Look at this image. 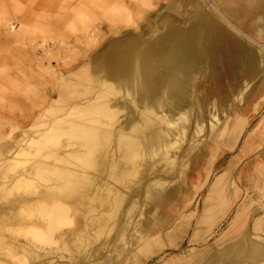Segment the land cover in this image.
I'll list each match as a JSON object with an SVG mask.
<instances>
[{
    "label": "rangeland",
    "instance_id": "rangeland-1",
    "mask_svg": "<svg viewBox=\"0 0 264 264\" xmlns=\"http://www.w3.org/2000/svg\"><path fill=\"white\" fill-rule=\"evenodd\" d=\"M162 5L161 0H0V181L10 179L13 182V177L19 171L32 169L31 166L34 167L35 162L45 161L42 160L44 152L36 151L39 145L46 142L45 134L49 128L52 129L49 135L56 134L59 139H65V136L59 134L60 123L61 126L74 125L78 122H88L96 116V113L88 114L87 108L83 109V105H87L92 99H100L103 103L110 101L114 105L119 103L118 117L120 116L121 120L133 117L130 121L134 122V119L138 121L144 118L151 124L148 133L140 134L147 137L146 139L135 137L138 133L129 131L134 134V141L138 140L147 153L141 155L140 150L139 155L133 157L137 165L135 169L128 170L126 182L122 176L121 180L112 177L107 165L100 168L95 175V186L91 188L93 190H90L84 204L85 207L90 206L89 198L93 199L90 218L96 215L104 218L103 233L94 237V232L100 227L98 221L92 222L90 231L93 236L88 245L79 244L83 249L77 248L74 242L75 235L83 230L85 224L82 214L87 212L82 209L83 206L65 200L71 220L54 230L56 242L50 237L39 240L31 233L3 230L8 225L7 217L16 212L13 210L15 205H11L10 201L18 193L29 194L35 188L9 187L10 196H13L10 197L9 192L2 187V263L206 264L213 257V264L219 261V264H264V255L256 263L251 261V256L257 250L256 246L264 250V221L258 222L264 220V147L259 148L257 156L253 155L245 160L247 163L243 162V169L242 165H237L236 172L232 170L236 179L229 182L232 186L231 192L225 193V185L220 187L222 179L215 181L209 190L207 199L217 202L218 209H223V215L230 210L233 203V196L230 194H235L239 184L242 194L232 213L214 230L203 246L183 247L174 251L166 250L152 257L144 256L156 253L161 246L160 240L147 237L151 234V229L145 233L153 222H157L156 217H153L157 215L163 218L169 209L173 212L185 210L187 206L184 200L186 205L191 203L189 212L200 209L204 191L196 194L195 188H203L209 175L211 182L222 171L230 173V162L238 152H225V147L235 148L242 136L244 141L237 156L241 160L258 149V141L261 143L262 139L256 136L264 134V131L253 132L258 126L257 123L264 120V115H257L246 131L248 116L240 115L229 129L227 142L221 146L225 138V124L237 116L227 112L230 110L225 108L230 100L208 98V84L199 81L203 77L181 75V80L175 88L172 82L163 76H167L174 65L169 63L171 56L167 54L173 50L175 56L171 60L181 63L186 52L180 45L184 43L183 38L178 39L177 34L169 29L162 33L160 22L157 21ZM112 6H121L124 12L121 15H111L113 13H110L109 9ZM6 21L13 23L15 31L5 26ZM129 39L134 43L124 45L123 42H129ZM177 46L181 49L177 50ZM127 47L136 49L147 59V82L138 74L144 72L142 67L137 71L136 66L123 61L121 55ZM97 69L98 77L93 74ZM105 72L112 74L114 79L120 77L118 83L122 89L117 84L110 89L102 81L99 83V77ZM122 74H125L124 78ZM182 78L185 82H182ZM124 84H128L127 87ZM55 105V109L49 110ZM55 119L67 120L60 123L57 121L56 124ZM67 122L70 123L66 124ZM174 130L179 132L178 136L173 135ZM30 137L35 140L30 141ZM50 143L52 147H57L64 153H72L78 148L77 145L63 147L61 140L58 144L54 141ZM19 152L23 153L18 154ZM213 158H217L216 162ZM191 160L193 164L198 160L203 162L198 173L201 171L204 176L207 171L205 167H209L205 179L197 177L194 165L190 168ZM8 161L17 162L18 166H10L14 168L13 170L9 167L12 169L10 170L5 167ZM65 165L80 171L78 166L57 161V167ZM5 172L8 174L6 177ZM38 183L40 190L44 191L47 183L43 180ZM1 186L2 181L0 188ZM101 194L102 197L106 194L111 196L110 206L100 205L98 198ZM32 199L33 196L28 202ZM218 209L209 208L211 212H206L207 216L209 217L212 211L215 214ZM75 212L78 213L76 217ZM27 213L29 212L23 213L22 216L27 217ZM233 229L238 230L236 233L242 230L244 232H241L240 239L232 244V254L230 248L225 250L224 246L227 247L235 240L227 239L231 237ZM61 233L63 237H59ZM17 240L24 244L36 245L38 252L36 253V248L34 253H24L25 251L16 248L20 251L17 254L14 250V256L19 255V258L15 256V260L12 256L11 259H6L11 256L8 247L17 244ZM7 248L8 252L5 251ZM221 248H224L225 252L220 254Z\"/></svg>",
    "mask_w": 264,
    "mask_h": 264
},
{
    "label": "crops",
    "instance_id": "crops-1",
    "mask_svg": "<svg viewBox=\"0 0 264 264\" xmlns=\"http://www.w3.org/2000/svg\"><path fill=\"white\" fill-rule=\"evenodd\" d=\"M161 2L163 5L160 8V18H157V21L160 22L162 33L169 29L177 34L178 39L183 38L184 45H180L186 52L182 56L181 63L171 60L175 56L173 50L167 54L171 56L168 59L169 63L174 65L168 75L163 76L168 78L175 88L181 80V75L183 77L186 74L203 77L199 81L208 84V88H206L209 92L208 98L230 100V103L227 101L228 105L225 108L230 110L227 112L237 116L231 122L226 123L223 128V135H225L224 141L221 143L223 146L229 137V129L232 128L233 122L238 116H248L246 131L250 122L257 115H264V0H161ZM176 49L180 50L181 48L177 46ZM179 55L181 56V54ZM182 82H185L184 79ZM257 125L253 132L264 131V120L258 122ZM256 137L262 139L261 143L258 141L260 143H258V149L241 160L237 156L244 141L242 136L235 148L225 147V152L228 150H237L238 152L230 162V173L222 171L211 182V175H209L203 188H195L196 194L199 191H204L200 209L197 208V211L189 212L188 207L191 203L186 205L184 200L187 210L173 212L169 209L166 210L163 218H159L157 215L153 217H156L157 222L155 224L153 222L145 233L151 229V234H147V237L160 240L161 246L156 253L150 256L144 255L145 257L156 256L160 252L174 251L183 247L197 248L207 242L214 230L232 213L242 194L241 185L238 183L239 187L235 194H230L233 196L230 210L223 215V209H218V203L207 199L209 190L215 181L222 179L220 187L225 185V193L231 192L232 186L229 182L236 179L233 175L236 172L235 167L242 165L251 156H257L259 148L264 147V134ZM216 159H214L215 162ZM194 163L192 160L190 161V168L194 165L197 177L205 179L209 167H205L207 171L204 176L201 171L198 173L199 166L203 162L198 160ZM243 167L242 165L241 169ZM212 169L213 166L210 168V174ZM233 169L235 172H232ZM241 206L242 204L239 205V207ZM212 207H217L218 211L215 214L212 211L208 217L206 212H211L209 208ZM261 221L264 220H258V222ZM232 227L233 224L230 225V229ZM236 231L233 229L231 237L227 238L235 240L231 241L227 247L224 246L225 250L230 248L232 254V244L237 242L240 239L239 234L244 232L242 230V233L240 231V233H236ZM249 234L250 237L251 234ZM224 248L219 249L220 254L225 252ZM217 256H219L218 253ZM213 259L211 257L206 264H213L215 261ZM219 263L220 261L217 262V264Z\"/></svg>",
    "mask_w": 264,
    "mask_h": 264
},
{
    "label": "bare ground",
    "instance_id": "bare-ground-1",
    "mask_svg": "<svg viewBox=\"0 0 264 264\" xmlns=\"http://www.w3.org/2000/svg\"><path fill=\"white\" fill-rule=\"evenodd\" d=\"M109 11L110 13H113L111 15L115 16V15H121L124 12V9L121 6L120 7L112 6L109 9ZM5 26H7L11 31H15L12 22L6 21ZM127 43L131 45L134 42L133 40H130V39H129V42H126V43L123 42L124 45ZM121 56L123 58V61H125L128 64L130 63L133 67L136 66L137 71L140 67H142L144 74L143 73L142 74L138 73V74L142 76L145 82H147V78H148L147 59L143 55H141V53L136 51V49L130 48V47L124 48V51ZM107 68H110V67L107 66ZM93 74L97 76L99 74L98 69L94 70ZM122 75L124 78L125 74H122ZM112 76H113L112 74H107V72H105V74L102 77L100 76L101 78L99 77L98 81L99 83L102 81V83L107 88H110V89L111 88L113 89L115 84L120 86L118 83V79L120 77L118 79H114V77L112 78ZM126 83H128V81H126ZM124 85L127 87L128 84L127 85L124 84ZM120 89H122V86H120ZM105 90L107 91V89ZM119 92L121 91L119 90ZM105 95L108 96L107 94ZM105 95L104 97L106 98ZM104 102L105 103H103V101L101 102L100 99L99 100L92 99V101H90L87 105H83L84 106L83 109L87 108L86 112L88 114L96 113V116L89 119L88 122H78V124H76L74 123L75 121H72L74 125L64 124V126L63 125L61 126L60 122L66 121L67 119H64V120L55 119L56 124H58L57 121L60 123L61 130L59 134L62 136H65V139L64 138L59 139L58 137H56V134L49 135V132L52 130L49 128L48 133L45 134V137L47 136L46 142L42 143V145H39L38 150L36 151L37 153H39L40 151L44 152V154L42 155L44 159L42 160H45V161L35 162L36 165L34 167L31 166L32 169L25 168L19 171L18 174L16 173V175L13 177V182L10 181V179L9 181H5V179L1 180L2 186L0 189H2L3 187L5 191L9 192L8 194L9 196L11 192L9 187L20 188L24 186L26 188H30V186H32L35 188L33 191L29 189L31 191L29 194L28 193L26 194L18 193L19 195L18 194L15 195L14 199L10 201L11 205L13 206L15 205L14 207L16 208L13 210H16V212L14 214L12 213L10 217H7L8 225L6 229H3V230H11V232L18 231L19 233L20 231L21 232L23 231L24 233H28V234L31 233L32 236H34L35 238H38L39 240L41 239L43 240V238H47V237H50L51 240H54V230H56V228L60 226L61 224H64L67 220H71L70 218L71 215L68 214V206L65 203V200H67L69 202H77L78 204L83 206L82 209L87 212V213L83 212L82 214L85 220L83 230L79 231L75 235L76 238L74 242L76 243L77 248L81 249L82 246H84V244L88 245L90 243V238L91 236H93L90 231V225L92 224V222L98 221L99 227H100L94 232V235H95L94 237H98L102 235L103 233L102 226L104 224V218H102V216H97V215L93 218H90L91 217L90 212H92L93 210V206H91L93 205V199L89 198V201L91 202L90 206L85 207V204H84L85 199H88L90 190H93L91 188L95 186L93 185L94 177L96 174H98V172L100 171V168L102 169L107 165L111 170L112 177L114 178L117 177L118 180H121V176H122L124 182H126L128 178V177L126 178V175H128L127 173L128 170L135 169L137 165V162L135 161V159H133V157L139 155L138 153L140 150H141V155H144L145 153H147L146 148H143V146L138 140H136L137 142L134 141V134L132 135L130 132L138 133L135 137H143V139H146L147 137L141 136L140 134L143 135V134L148 133L150 131L149 126L151 127V124L148 121L144 120V118H141L140 120H138L135 117L138 121H135L134 119V122L130 121L133 117H131V119L129 120L127 118H124L123 120H121L122 118L120 116L118 117V114L120 111L118 107L119 103L118 104L116 103L117 105L116 104L114 105L110 101H107V102L104 101ZM55 108H56V105L54 107H51L49 110H53ZM76 111L78 110L76 109ZM114 115L115 117H113ZM69 123L70 122H67L66 124H69ZM54 126L52 127L54 128ZM57 129L59 130V128ZM172 133L173 135H176V136L179 135V132H177L176 130H174ZM29 140L34 141L35 139L30 137ZM60 140L63 143L62 145L63 147L65 146L71 147V146L77 145L78 148L74 149L72 153L71 152L64 153L60 149H57V147L54 148L51 146L52 145L50 143L51 141H54V143L58 144ZM71 140L74 142L72 143ZM21 153L23 152H19L18 154H21ZM57 161L62 162L64 164L69 163L71 165L78 166L80 171H77L73 169L72 167H69L66 165L64 167H57ZM17 164H18L17 162L12 163V161H8V163H6L7 166L5 165V167L9 168L10 166H13L15 168V166H18ZM85 165L91 166V168L89 169ZM14 168L12 169L14 170ZM84 172H87L88 174ZM7 175L5 172L4 177H6ZM40 180H43L45 183H47L44 191H41L39 188L38 181ZM8 183H11V184L9 185ZM13 188L11 189L14 190L15 188L14 189ZM8 195H4V196L7 197ZM31 196H33V199L30 200L31 202H28ZM98 199H99L100 205H103V206L111 205V202H110L111 196L109 194H106L104 197H102V194H101L100 198ZM25 212H29L27 213V217L22 216V214ZM77 214L78 213L75 212V217ZM45 235L47 236L45 237ZM59 237H63V233H61ZM18 242H17L18 245L14 244L16 246L11 245L8 247L11 250L10 251L11 256H9L8 258H6L7 255L5 254L6 253L5 251L8 252L9 249L7 248V250L4 251L5 252L4 254L6 255V256L4 255V257L6 259H11L10 257L12 256L14 259V257L16 256V255L14 256V250L18 254L20 250H22V252L25 251L24 253L26 252L29 253V251L33 252V250L36 248V253L38 252V248L36 245L31 244L32 245L31 246L29 243L24 244V242H20V241ZM54 242H56V240H54ZM80 243L82 246L79 245ZM16 248H20V250L18 251L16 250ZM256 249L257 250L255 251V253L251 256V259H252L251 261L254 260L255 263L257 261H260V259H262L261 256L264 255V250L262 247L256 246ZM2 257H3V253H2ZM16 257L19 258V255H17ZM16 257H15V260L17 259ZM21 259L22 258H20V260ZM0 264H4V263L0 261Z\"/></svg>",
    "mask_w": 264,
    "mask_h": 264
}]
</instances>
